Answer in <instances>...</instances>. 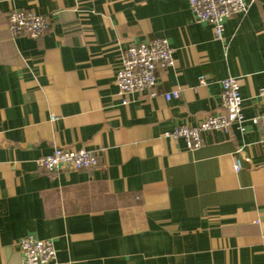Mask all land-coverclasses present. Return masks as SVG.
Segmentation results:
<instances>
[{
  "label": "crops",
  "instance_id": "crops-1",
  "mask_svg": "<svg viewBox=\"0 0 264 264\" xmlns=\"http://www.w3.org/2000/svg\"><path fill=\"white\" fill-rule=\"evenodd\" d=\"M13 10L50 28L14 36ZM156 38L174 51L156 97H121L126 50ZM230 76L245 116L264 114V0L220 40L188 0H0V264H23L26 236L53 241V264H264L262 128L204 133L197 149L166 136L219 112ZM57 147L99 165L39 170Z\"/></svg>",
  "mask_w": 264,
  "mask_h": 264
},
{
  "label": "built area",
  "instance_id": "built-area-1",
  "mask_svg": "<svg viewBox=\"0 0 264 264\" xmlns=\"http://www.w3.org/2000/svg\"><path fill=\"white\" fill-rule=\"evenodd\" d=\"M256 0H188L194 17L200 23L213 27L215 37L223 38L225 23L231 17L244 14ZM8 27L14 36L39 38L50 28V23L43 15L31 11L13 10L7 19ZM174 51L164 38H156L149 42L131 45L126 50L122 67L117 74L119 95L126 97L132 94H145L156 97L158 87V70H167L174 65ZM201 85H207L206 78H200ZM221 110L211 113L197 126L182 125L168 138L183 139L188 149L202 146L204 133L221 131L230 134L233 127L245 131V125L252 123L260 126L264 133V114L247 118L243 112V99L240 82L237 77L230 76L221 82ZM180 91H172L165 95L168 101L177 100ZM264 100V88L259 92ZM127 101L124 100L123 104ZM39 170L48 173L79 172L96 169L99 160L95 153L86 149H68L57 147L54 152L36 161ZM242 168L241 160L235 164V171ZM19 249L23 256V264H53L56 259V248L51 240H39L34 236L20 239Z\"/></svg>",
  "mask_w": 264,
  "mask_h": 264
}]
</instances>
